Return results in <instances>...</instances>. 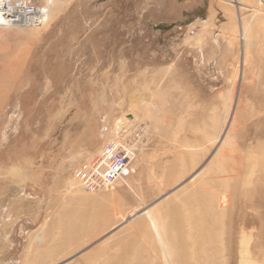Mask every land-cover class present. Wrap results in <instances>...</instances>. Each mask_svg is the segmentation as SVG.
<instances>
[{
	"label": "rangeland",
	"instance_id": "rangeland-1",
	"mask_svg": "<svg viewBox=\"0 0 264 264\" xmlns=\"http://www.w3.org/2000/svg\"><path fill=\"white\" fill-rule=\"evenodd\" d=\"M31 1L49 3L45 25L0 28V264H120L112 250L92 256L94 193L74 179L96 153L60 137L73 110L92 106L110 117L107 141L118 121L143 123L137 158L177 160L182 230L163 248L154 237L159 264H264V0H171L159 19L146 9L138 38L147 0ZM81 18L91 31L101 18V32L82 37ZM220 31L235 48L215 86L189 48Z\"/></svg>",
	"mask_w": 264,
	"mask_h": 264
},
{
	"label": "crops",
	"instance_id": "crops-1",
	"mask_svg": "<svg viewBox=\"0 0 264 264\" xmlns=\"http://www.w3.org/2000/svg\"><path fill=\"white\" fill-rule=\"evenodd\" d=\"M102 1L105 2V0ZM161 1L147 0L141 4V9L137 15V29L132 31L131 37H144L143 28L146 24V9L155 8L158 10V7L162 5H169L171 0H167L166 3ZM30 2L35 5L43 4L31 0ZM94 3L97 6L99 5L97 3L101 4V0H95ZM204 8L205 15L202 20L205 17L209 18V9L205 6ZM160 12L159 10L154 11V15L158 19L161 16ZM186 13L184 12L185 19L190 22L193 20L195 13L200 16V11ZM60 17L63 16H57V18ZM101 18L94 21L95 30L92 31L85 24L89 21L81 18L79 22L85 24L87 28L82 37H88L91 33L94 37L95 34L100 33L101 29H98L97 26L98 23L103 21H101ZM152 33L154 37L161 34L160 31H153ZM231 40L230 36H224V33L220 31L214 33V35L212 34V36L206 34L201 38L200 44L195 43V46L191 44L189 48L191 58L194 55L202 60L201 69L208 73L207 76L216 78L215 86L223 84L222 56L225 54V50L230 49V46L232 49L235 48V42ZM110 64V68H114L112 61ZM123 68L124 64L122 62L120 69ZM124 69L129 68L125 67ZM141 69H144V66ZM150 69H154V67L145 68V70ZM219 81H222V83ZM109 118L107 112L98 111L94 106L73 110L64 124L62 133H60L62 141L65 140V150L74 149L97 153L107 142L108 136L110 137ZM169 166H178L177 160L137 158L133 163L134 174L127 179L129 188L117 185L111 189L92 194V231L98 232L92 242V256L94 253H100L101 250L105 253H110L112 250L117 257L114 258V261L120 264L129 262L159 264L162 261V254L155 247L157 245L154 239L155 235L150 227L152 219L159 229L162 240L167 237L176 239L175 233L182 230L180 224L183 221L177 215V208L179 207L175 195L183 196L182 192L185 191L183 190L185 186L173 185L177 181L174 180L173 182L171 180L173 170H169ZM170 232L172 235H170ZM108 238H112V242L105 248L102 243ZM158 245L161 246L159 243ZM174 245L185 246V243L180 241L175 242ZM144 246L146 248L145 252ZM105 258L104 261L110 262V259Z\"/></svg>",
	"mask_w": 264,
	"mask_h": 264
},
{
	"label": "built area",
	"instance_id": "built-area-1",
	"mask_svg": "<svg viewBox=\"0 0 264 264\" xmlns=\"http://www.w3.org/2000/svg\"><path fill=\"white\" fill-rule=\"evenodd\" d=\"M49 4L35 5L30 0H7L0 9V28H39L46 24ZM149 138L143 123L118 121L112 138L96 155L81 163L74 173L80 189L96 193L117 185L129 188L127 179L134 174L133 163Z\"/></svg>",
	"mask_w": 264,
	"mask_h": 264
},
{
	"label": "bare ground",
	"instance_id": "bare-ground-1",
	"mask_svg": "<svg viewBox=\"0 0 264 264\" xmlns=\"http://www.w3.org/2000/svg\"><path fill=\"white\" fill-rule=\"evenodd\" d=\"M6 1H7V0H0V9H1L2 11H6V10H7ZM48 4H49V3H48ZM49 6H50V5H48V7H49ZM151 228H152V230H153V232H154V234H155V237H156L158 243H159V244L161 245V247L163 248V241H162V238H161V236H160V233H159V231H158L157 226L154 224L153 221H151ZM222 245H223V244H222Z\"/></svg>",
	"mask_w": 264,
	"mask_h": 264
},
{
	"label": "trees",
	"instance_id": "trees-1",
	"mask_svg": "<svg viewBox=\"0 0 264 264\" xmlns=\"http://www.w3.org/2000/svg\"><path fill=\"white\" fill-rule=\"evenodd\" d=\"M164 31V29H162Z\"/></svg>",
	"mask_w": 264,
	"mask_h": 264
}]
</instances>
